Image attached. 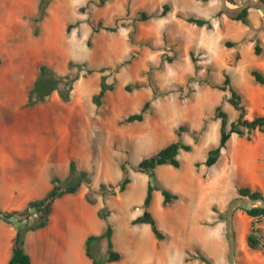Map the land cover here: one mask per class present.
I'll list each match as a JSON object with an SVG mask.
<instances>
[{"label": "rangeland", "instance_id": "1", "mask_svg": "<svg viewBox=\"0 0 264 264\" xmlns=\"http://www.w3.org/2000/svg\"><path fill=\"white\" fill-rule=\"evenodd\" d=\"M8 2L10 0L0 4L1 15L9 6ZM29 2L28 10L19 14L17 23H11L13 26L6 34L3 31L6 24L0 17L3 31L0 35L3 62L0 67V141H22L33 150L37 146L39 152L48 155L44 163L52 166L50 173L57 172L63 179L66 174L62 175L61 155L70 152L81 163L79 168L86 170L91 178V182L83 183L81 188L85 192L90 190L98 208L110 212L108 220L114 227L113 242L123 253L119 261L110 264H202L183 260L185 249L193 247L199 234L210 232L207 226L194 222L200 215L197 203L203 199V185L207 180L200 172H205L207 178L215 179L222 190L230 193L220 211L223 217L230 199L238 195L237 187L245 181L256 180L259 163L264 178V131L258 129L252 132L251 140L232 134L212 166L203 164L196 169L194 165L197 160H205L207 151L218 143L219 119L215 118V107L220 105L226 111L227 127L238 118V110L228 102L229 85H234L240 94L248 119L264 114V86L250 74L251 68L264 64V51L254 53V44L261 47V43L244 41L237 46L236 43L233 51L215 37L240 32L210 31L176 17V9L211 17V2L200 0H52L38 25V34L33 35L28 17L36 11L38 0ZM163 3L173 9L162 17L139 19L140 10L154 12ZM68 24L72 26L69 32L66 31ZM202 43L206 51L200 55L202 49L197 45ZM190 51L198 57L199 67H194ZM69 60L84 61L87 67L95 69L74 83L70 100L63 102L54 92L44 103L24 106L38 64L47 63L64 73ZM125 60L129 62L122 64ZM100 68L103 71H99ZM70 72L82 74L83 69L73 67ZM225 73L230 80L228 85L224 83ZM101 74L115 87L107 91L101 105L96 106L92 94L99 89ZM135 82L141 87L130 92L124 90L125 84ZM145 100H150V105L142 121L118 123L127 114L137 112ZM180 125L186 129L179 138L192 144V150L179 153V168L161 165L154 173L158 181L181 192L184 198L163 208L162 195L154 190L150 211L157 226L167 233L165 240L158 241L148 225L130 224L132 218L142 213L149 180L148 175L136 171L135 166L142 157L154 154L177 139L176 130ZM34 155L27 161L28 165L35 164ZM120 164H124L131 178L126 191L101 194L100 182H111L112 189H116L123 178L125 172ZM249 185L254 187L252 183ZM80 193L81 190L77 195ZM248 218L241 209L235 211V233L250 225ZM259 220L263 223L264 216ZM222 222L224 224V219ZM27 234V231L23 233L24 240ZM35 239L34 244L47 264H80L77 258L63 259L53 253V245L48 242L58 239L51 233L42 231ZM105 248L104 240L97 242L93 246L94 256L104 257ZM238 250H241L239 246ZM237 260L247 264L242 256Z\"/></svg>", "mask_w": 264, "mask_h": 264}, {"label": "trees", "instance_id": "2", "mask_svg": "<svg viewBox=\"0 0 264 264\" xmlns=\"http://www.w3.org/2000/svg\"><path fill=\"white\" fill-rule=\"evenodd\" d=\"M52 0H38L36 11L34 14L28 17L32 27L33 35L38 34V25L46 16V10L49 2ZM234 2L233 0H229ZM172 9L171 5L168 3L161 4L159 10L154 12H147L145 10H140L139 19L144 21L150 17L157 16L162 17L166 15ZM218 13H222L219 11ZM176 16L182 18L186 22L196 24L198 26H206L211 28V20L202 16H196L193 14L185 13L183 11H177ZM243 23L247 24V8L242 10L235 18ZM78 23V22H77ZM72 26L68 24L66 26V31L69 32ZM89 45V41H87ZM234 42L225 41V46L232 47ZM261 51V47L258 43L254 45V53L258 55ZM189 57L194 64V67H199L198 57L193 51L189 52ZM0 57V63H1ZM129 60H125L124 63H128ZM83 69L82 74L74 73L72 74L70 70L73 68ZM95 69L87 67L86 62H76L74 60H69L67 62V71L64 73L57 72L51 65L47 63L40 62L38 64V69L34 80L29 86L26 93V100L24 106L32 107L40 103L46 102L50 96L56 92L58 97L63 102H68L71 98V92L74 87V83L80 78L91 74ZM99 71H103L102 68ZM250 74L253 79L264 86V73L259 68H251ZM224 83L230 84L228 75L224 74ZM115 84L108 83L106 81V75H100L99 89L92 94V102L96 106H100L103 97L107 91L113 90ZM141 87L138 82L132 84H125V91H132ZM228 91L230 96L228 102L231 103L236 110H238L239 115L235 121L230 122L228 126V119L226 111L222 110L220 105L215 107V118L219 119V140L216 146L210 148L207 151V156L202 162L205 166L210 167L216 163L219 159L222 150L226 147L228 140L232 134H236L238 137H246L247 140L252 139V132L255 129L259 131H264V114L255 115L252 119H248L246 114V106L242 101L240 94L238 93L234 85L228 86ZM150 105V100H145L137 112L129 113L122 117L118 123H132L135 121H142L145 116V112ZM186 128L182 125L178 126L176 130L177 139L172 140L159 148L154 154L142 157L136 164L135 170L140 173H145L148 175L149 180L146 187V193L142 202V213L130 220L131 225L135 224H148L150 229L157 240H165L167 238V233L161 230L156 223V220L150 211V205L152 202L153 191L155 189L159 190L162 195L161 205L162 207H170L180 195L176 192L171 191L165 187L160 181L155 177L154 170L156 167L161 165H170L174 168H179L181 165V159L179 158V153L181 151L189 152L192 150V145L182 141L179 136L181 131ZM200 162L196 161L195 166H199ZM120 168L125 172L123 178L117 183L116 189L113 188L111 182H100L98 184L99 191L101 194L110 192L111 194H120L126 191L128 184L131 182V178L127 175L124 164H120ZM91 178L89 173L78 167L77 160L72 157L69 160L68 172L65 178L59 177L56 173L52 172L50 175V189L45 193V195L38 199L29 200L26 205L20 210H4L0 208V219L8 224H12L15 220V235L13 237V244L11 255L7 261V264H31L29 255L26 253L24 248V237L23 233L29 230H36L47 225L50 217L51 207L56 198L61 197L65 194L76 193L83 183L89 184ZM111 189V190H109ZM237 196L244 197H262L264 198V193L258 188H252L250 186L242 185L237 187ZM85 200L90 204H95L96 199L91 196L90 190L84 194ZM215 210V208H213ZM254 221L250 222L249 231L245 236L246 243L249 248L254 250H261L264 256V241L261 239L262 234L259 227L255 224L260 222V217L264 214L263 208H251V209H241ZM110 212L104 208L97 209V216L106 221V226L104 230L99 234H89L84 240V253L86 257L91 261V264H107L114 261H118L122 257V253L115 249L114 242L112 239L114 227L109 222ZM220 219L223 220V214L220 213ZM105 241V255L104 257L97 258L93 254V246L101 241ZM185 261L198 260L204 264H213L211 258L205 255L197 247L186 250L184 256ZM264 264V263H263Z\"/></svg>", "mask_w": 264, "mask_h": 264}, {"label": "crops", "instance_id": "3", "mask_svg": "<svg viewBox=\"0 0 264 264\" xmlns=\"http://www.w3.org/2000/svg\"><path fill=\"white\" fill-rule=\"evenodd\" d=\"M200 1L211 2V6H212L211 17H205V18H209L211 20L212 26L211 28H207L206 26H199V27H206V29L210 31L212 30L217 31L219 29H224V30H235L240 32L239 35L225 34L215 37L217 40L223 42L224 45H225V41L234 42V45L230 47L234 49L233 51H235L234 47L236 43L237 46L240 42H244V41H246V43L248 44L259 41V43H261V47H262L261 49L264 51V19L261 16V13L257 9L254 8L247 9L248 23L245 24L240 20L228 18L224 14L218 13L220 11L219 0H200ZM233 1H234L233 4H238L241 2V0H233ZM4 2L5 0H0V4L4 5ZM8 3L9 6H7L5 9V13L3 14L4 17L3 15L0 14L1 19L3 18L6 24L5 25L6 27L4 26L5 34L9 32V30H11L10 26H13V24L11 23L13 22L17 23L16 21L19 19V14L21 12L28 10L30 5L29 0H10V2ZM177 11L178 10L176 9L175 15ZM34 13L35 11L31 14ZM1 34L3 33L0 29V35ZM203 44L204 43H202V45L201 44L197 45V47H200L202 49L200 55L206 51ZM2 65L3 62L0 63V67ZM256 68H259L264 73V64H261V66ZM11 69L12 67H9V71H11ZM37 148L38 147L35 146V149L33 150L31 149V146H25L22 144V141L19 142L18 140L17 141L9 140V142H6L5 140L0 141V208L4 210H20L26 205V203L29 200L43 197L45 193L50 189L51 187L50 171L52 166L50 165L51 166L50 167L48 163H44L45 162L44 160L45 158H48V155L39 152ZM62 148L65 149L64 147ZM34 151H35V155L33 154ZM32 154L34 155L35 158L34 161L35 164L31 166L28 165L30 163H28L27 161L32 159L33 157ZM40 157L43 159H40ZM70 158H72L70 152L69 153L65 152L64 155H61L60 157V159L61 160L63 159L64 161L62 164L63 166L62 175H65L68 172V164ZM39 160H41V162H38ZM197 161L199 162L201 161V162L198 167L195 166L196 169L199 167L202 168L203 166L202 162L204 160H197ZM79 166L81 167V163L78 161V167ZM260 167L261 166L259 163V167L257 169L258 173L256 174L257 175L256 180L252 182L245 181V184L242 185L250 186L249 184L252 183L254 185V187L252 188H258L260 190H263L264 178L261 175ZM200 173L201 176L204 179L206 178L207 180L203 185L204 186L203 199L197 203V210H199L200 215H198V217L194 220V222L207 226L210 229V232L208 231L206 234H202V233L199 234V236L196 238L195 243L193 244V247H197L205 255L211 258L213 264H228L227 261L228 247H227V240L225 237V227L222 220L220 219L219 214L220 211H222L221 210L222 207H224L227 201L229 200L230 193L222 190L221 186L215 179L207 178L205 172L201 171ZM163 185L168 189H170L165 184ZM81 187L82 185L79 188V190H81V193L79 195H77L79 191L78 190L76 193L65 194L55 199L51 207L50 217L47 225L36 230L27 231L28 234L26 236V239L24 240V248L26 253L30 257L31 264H47V259L41 257V252L39 251L40 249H38L37 246L34 244L36 242L35 238L42 231L45 234L51 233L55 238L58 239V241L53 239L50 242H48L53 245L52 247L53 253H57L59 256H62L63 259H65L68 256L77 258L78 260H80V264H91V261L86 257L84 253V240L86 236L89 234L101 233L106 226V221L97 216L98 206L95 204H90L85 200L84 198L85 191ZM170 190L178 193L180 195L179 199L184 198V194H182L181 192L174 191L172 189ZM213 208H215V210ZM263 216L264 214L261 217ZM248 219L249 221L255 220L254 218L252 219L251 217ZM135 225H145V223L135 224ZM233 226H234V220H233ZM255 226L260 228L261 234L263 235L261 239L264 241V221L262 223L261 220L260 222L256 223ZM248 231H249V226L246 225L243 227V229H241L239 234H237V232L235 233L236 261L238 264H242L239 263V261L237 260L239 256H242L245 263L247 264H263L264 256L262 251L251 249L248 247L246 243L245 236ZM14 235H15V226L12 224H8L0 219V264H7V261L11 255ZM112 239H113V235H112ZM158 241H163V240H158ZM238 246L241 249L240 251L238 250ZM193 247L189 246L188 248H186L185 254H186V250L191 249ZM138 251L139 249L136 250V252ZM252 256H254L255 258H251ZM196 261L202 263L198 260H191V261L184 260V262H196Z\"/></svg>", "mask_w": 264, "mask_h": 264}, {"label": "water", "instance_id": "4", "mask_svg": "<svg viewBox=\"0 0 264 264\" xmlns=\"http://www.w3.org/2000/svg\"><path fill=\"white\" fill-rule=\"evenodd\" d=\"M219 8L222 14L228 18H235L244 9H257L264 19V0H241L238 4H233L229 0H219ZM263 208L264 198L236 196L230 199L224 213L225 237L227 240V261L228 264H238L235 256V230L233 226L234 213L238 209Z\"/></svg>", "mask_w": 264, "mask_h": 264}, {"label": "bare ground", "instance_id": "5", "mask_svg": "<svg viewBox=\"0 0 264 264\" xmlns=\"http://www.w3.org/2000/svg\"><path fill=\"white\" fill-rule=\"evenodd\" d=\"M2 31V30H1ZM4 31V30H3ZM3 31H2V33H3Z\"/></svg>", "mask_w": 264, "mask_h": 264}]
</instances>
